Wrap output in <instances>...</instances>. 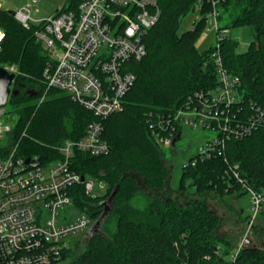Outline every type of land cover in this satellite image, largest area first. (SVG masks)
Here are the masks:
<instances>
[{
  "label": "trees",
  "instance_id": "1",
  "mask_svg": "<svg viewBox=\"0 0 264 264\" xmlns=\"http://www.w3.org/2000/svg\"><path fill=\"white\" fill-rule=\"evenodd\" d=\"M80 1L67 0L65 10L77 12ZM200 1L204 3L201 19L192 30L180 34L181 21L196 11ZM158 6L159 21L143 40L146 57L128 65L136 81L124 98V110L103 122V138L111 152L91 156L77 150L72 160L79 174L108 185L103 197H92L84 184L74 186L71 192L75 206L95 223H107L112 217L114 227L107 226L95 234L91 229L84 248L65 250L61 261L264 264V250L259 249H242L235 263L227 260L235 244L219 235L220 213L201 199L209 194L223 198L248 194L245 184L264 192V124L248 137L228 140L221 156L202 160L196 154L189 159L182 168L178 191L195 195L191 200L180 203L172 197L152 195L145 206L135 204L142 194L140 180L148 193L165 189L168 181L166 153L156 142L151 124L189 99L198 103V94L219 85L214 53L219 52L224 68L240 79L243 112L250 111L252 103L264 108V0H216L219 31L243 27L255 30L254 40L243 53L238 52V41L228 35L219 49L211 47L203 53L197 49L196 43L207 27L206 15L213 10L210 0H158ZM0 27L6 32L0 67L18 69L12 89L15 94L9 98L14 110L8 114L15 124L10 146H18L20 157L39 156L45 164L60 160L59 147L67 140L83 138L96 118L68 93L47 88L44 71L50 55L36 39L37 25L26 29L14 12L3 10ZM235 166H239L244 185L232 174ZM107 206L110 211L106 215Z\"/></svg>",
  "mask_w": 264,
  "mask_h": 264
},
{
  "label": "built area",
  "instance_id": "2",
  "mask_svg": "<svg viewBox=\"0 0 264 264\" xmlns=\"http://www.w3.org/2000/svg\"><path fill=\"white\" fill-rule=\"evenodd\" d=\"M210 2L213 10L206 15V21L217 30L219 49L229 31H219L216 0ZM65 4L46 18H35L39 9L32 5L14 12V16L26 29L38 27L36 39L50 55L44 71L47 88L68 93L92 112L96 121L89 125L83 138L65 141L59 147L61 159H52L48 164L39 156H18V146L12 149L0 145V264H58L64 251L73 249L72 239L88 230L90 233L94 221L75 206L71 191L84 184L91 194L94 181L73 169V155L77 150L91 156L111 152L103 138V122L124 110V98L136 81L128 65L146 57L143 40L161 16L158 0H81L77 12L65 10ZM203 6L200 1L196 11L200 12ZM3 10L0 3V14ZM5 39L6 32L0 27V53ZM213 58L219 85L198 94V103L189 99L184 106L168 116H159L151 124L152 134L162 149L176 146L174 140H180L184 127L202 129L214 134L197 153L205 160L221 156L228 140L248 137L264 124V108L252 103L250 111L243 112L240 79L224 68L219 52ZM4 69L17 77L16 66ZM14 126L6 106L0 107V141L9 136L12 145ZM238 170L239 166L231 169L244 185ZM244 188L251 197L253 212L245 226L247 232L264 209V192L246 184ZM242 249L240 241L227 260L235 263Z\"/></svg>",
  "mask_w": 264,
  "mask_h": 264
},
{
  "label": "rangeland",
  "instance_id": "3",
  "mask_svg": "<svg viewBox=\"0 0 264 264\" xmlns=\"http://www.w3.org/2000/svg\"><path fill=\"white\" fill-rule=\"evenodd\" d=\"M67 0H0L4 10L16 12L21 8L32 5L38 6L39 12L34 14L37 19L46 18L54 13L64 5ZM201 14L198 11L190 13L181 21L179 33L192 30L194 24L201 19ZM255 30L251 27L234 28L229 30L228 36L237 40L239 43L238 52L243 53L248 50L250 43L254 40ZM218 45V33L216 28L208 24L205 31L199 37L196 47L200 52H205L211 47ZM13 89V85L11 87ZM8 112L13 111L14 108L10 101L6 105ZM14 123V121H13ZM180 140L176 146L164 149L166 153V164L168 167V181L166 188L161 191H155L148 193L144 186V182L140 180L142 194L138 197L135 204L138 207H143L147 203L149 196L158 195L161 197H172L179 200L180 203H186L191 200L195 195L181 194L178 191V185L181 179L182 168L189 161V159L196 155L200 148L205 146L206 142L213 138L214 134L208 131L200 129H190L184 127L182 130ZM10 137L7 136L6 140H1L0 145L10 146ZM13 148L12 146H10ZM108 191V185L102 181H94V189L91 192L92 197H103ZM202 201L207 202L210 206L214 207L221 216V225L218 229L220 236L226 237L227 235L234 236L233 243L236 247L237 240L243 238L246 234V223L248 218L253 214L251 211V197L246 193L241 192L231 197H221L216 194H209L201 196ZM113 218L110 217L107 223H102L99 231H105L106 227H114ZM264 209L259 214L256 225L264 224ZM95 222L93 227L95 226ZM240 226V231L235 228ZM92 227V229H93ZM235 227V228H234ZM89 230L85 233H81L72 239L73 244L72 251L82 250L85 246V241L89 239ZM240 241V240H239ZM79 242V243H78ZM58 264H68V261H61Z\"/></svg>",
  "mask_w": 264,
  "mask_h": 264
},
{
  "label": "water",
  "instance_id": "4",
  "mask_svg": "<svg viewBox=\"0 0 264 264\" xmlns=\"http://www.w3.org/2000/svg\"><path fill=\"white\" fill-rule=\"evenodd\" d=\"M15 75L10 74L7 70L4 68H0V107H4L9 102V98L12 94H15V92L12 90V85L15 80ZM178 139L174 140V145L178 142ZM26 163H29V160L26 161ZM85 180V177H83V181ZM114 195L112 196V198ZM110 207H106V215L109 214ZM102 221H98L95 226L92 229V234L98 233L101 227ZM243 242V249L244 250H251L253 247L251 246L252 242L251 240L243 239L241 240Z\"/></svg>",
  "mask_w": 264,
  "mask_h": 264
},
{
  "label": "flooded vegetation",
  "instance_id": "5",
  "mask_svg": "<svg viewBox=\"0 0 264 264\" xmlns=\"http://www.w3.org/2000/svg\"><path fill=\"white\" fill-rule=\"evenodd\" d=\"M244 239L251 240L253 249L264 250V224L255 225L246 232Z\"/></svg>",
  "mask_w": 264,
  "mask_h": 264
},
{
  "label": "crops",
  "instance_id": "6",
  "mask_svg": "<svg viewBox=\"0 0 264 264\" xmlns=\"http://www.w3.org/2000/svg\"><path fill=\"white\" fill-rule=\"evenodd\" d=\"M234 228H235V227H234ZM235 229L240 231L241 228H240V226H237ZM226 237H227L228 239H230L232 242H235V241H233V237H234V236L227 235ZM239 240L241 241L242 238L238 239L236 244H239V242H240ZM234 244H235V243H234Z\"/></svg>",
  "mask_w": 264,
  "mask_h": 264
}]
</instances>
